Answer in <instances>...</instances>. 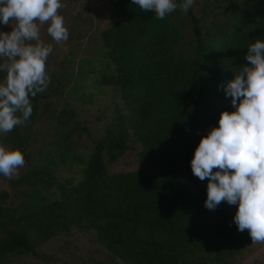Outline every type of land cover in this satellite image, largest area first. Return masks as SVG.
<instances>
[{"label":"trees","instance_id":"trees-1","mask_svg":"<svg viewBox=\"0 0 264 264\" xmlns=\"http://www.w3.org/2000/svg\"><path fill=\"white\" fill-rule=\"evenodd\" d=\"M114 3L118 20L101 36L112 68L96 82L117 86L121 102L104 137L83 160L77 183L59 179L54 163L39 164L27 177L34 190L19 213L4 220L0 209L2 225H21L0 238V264L81 225L95 230L106 253L122 264H230L247 244V229L236 233L238 204L222 201L207 209L209 181L194 176L191 161L201 139L219 127L221 113L236 110L224 89L249 64L248 47L264 41V7L247 18L234 13L228 21H213L204 32L195 4L161 20L132 0ZM183 16L195 34L189 52L181 49ZM40 98L38 93L30 99ZM31 123L30 117L25 125ZM21 128L11 131V140L27 161ZM134 144L151 171L111 174L109 166ZM69 156L62 152V163ZM198 253L202 261H196Z\"/></svg>","mask_w":264,"mask_h":264},{"label":"rangeland","instance_id":"rangeland-1","mask_svg":"<svg viewBox=\"0 0 264 264\" xmlns=\"http://www.w3.org/2000/svg\"><path fill=\"white\" fill-rule=\"evenodd\" d=\"M115 0H63L66 7L59 10L69 31L67 41L57 44L47 33L48 24L42 26L41 39L51 44L46 70L51 78L47 89L39 93L38 101H31L32 123L23 125L25 154L28 160L18 175L11 179L0 174V209L4 220L17 215L32 194L34 187L28 176L37 165L52 162L59 179H71L77 183L82 178L83 160L92 153L96 142L105 135L112 121L116 105L121 102L117 86H100L96 79L105 69H111L102 44V32L118 20ZM194 11L205 32L213 21L225 22L234 18V13L247 18L264 7V0H194ZM184 41L181 49L192 51L195 34L191 23L182 17ZM13 24L0 23V31L10 33ZM3 61L0 60V63ZM5 78L0 73V83ZM72 133L71 136H69ZM12 133H0V146L6 150H20L12 140ZM141 147L134 144L122 153L118 161L109 166L113 173H144L151 171L149 164L140 157ZM69 151L66 163L62 152ZM7 193V196L5 195ZM45 193V192H44ZM54 199L58 193H45ZM238 208V206H236ZM212 217V221H216ZM222 221V220H221ZM231 223V220H223ZM19 223L0 222V238L18 230ZM209 230L216 228L211 222ZM240 234L242 232H236ZM247 244L230 264H264V244H253L249 231L243 232ZM196 261H202L198 253ZM8 264H122L111 258L100 245L95 230L88 225L76 226L53 240L38 246L34 253L13 258Z\"/></svg>","mask_w":264,"mask_h":264},{"label":"clouds","instance_id":"clouds-1","mask_svg":"<svg viewBox=\"0 0 264 264\" xmlns=\"http://www.w3.org/2000/svg\"><path fill=\"white\" fill-rule=\"evenodd\" d=\"M158 19L180 8L187 13L194 0H132ZM63 0H0V23L13 30L0 31V133L7 134L29 121L30 98L44 92L51 81L46 70L51 44L41 39L42 26L60 44L69 38L59 10ZM244 65L224 89L231 97L234 112L221 113L219 127L203 137L191 161L194 176L208 179L205 207L215 210L226 201L237 205L234 222L238 230H248L253 244H264V41L248 47ZM250 65V66H249ZM20 150L0 146V174L11 179L25 165ZM217 169V171H213Z\"/></svg>","mask_w":264,"mask_h":264}]
</instances>
